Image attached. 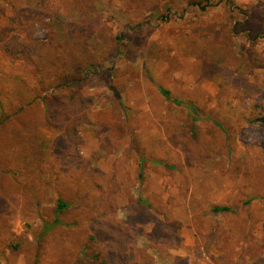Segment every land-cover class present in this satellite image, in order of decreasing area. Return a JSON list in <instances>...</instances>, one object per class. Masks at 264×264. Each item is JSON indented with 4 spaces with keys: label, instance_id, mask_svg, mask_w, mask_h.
I'll return each mask as SVG.
<instances>
[{
    "label": "rangeland",
    "instance_id": "374dc122",
    "mask_svg": "<svg viewBox=\"0 0 264 264\" xmlns=\"http://www.w3.org/2000/svg\"><path fill=\"white\" fill-rule=\"evenodd\" d=\"M203 3L0 0V264H264V0Z\"/></svg>",
    "mask_w": 264,
    "mask_h": 264
},
{
    "label": "trees",
    "instance_id": "16d2710c",
    "mask_svg": "<svg viewBox=\"0 0 264 264\" xmlns=\"http://www.w3.org/2000/svg\"><path fill=\"white\" fill-rule=\"evenodd\" d=\"M204 0H190V3L193 4V5H196V6H199L201 9H205L209 4H205L203 3ZM209 3V2H207ZM161 92L162 94L169 100H172L174 101L175 103L177 104H182L183 101L178 99V98H174L172 95H171V92L165 88H161ZM47 101V100H46ZM18 135V134H17ZM20 138V136L18 137ZM145 204H149L146 200H142ZM70 207V203L66 200H64L63 198H58L57 200V206H56V211L57 212H61V211H65L66 209H68ZM231 207L229 206H214L213 207V211L214 212H221V211H228L230 210ZM58 223H61V221L59 220V218H55V221L53 223H46L45 224V227H44V230L42 232V235H45L46 233L49 232V230L56 224ZM141 264V263H140Z\"/></svg>",
    "mask_w": 264,
    "mask_h": 264
}]
</instances>
